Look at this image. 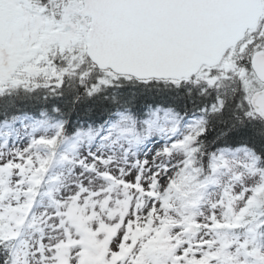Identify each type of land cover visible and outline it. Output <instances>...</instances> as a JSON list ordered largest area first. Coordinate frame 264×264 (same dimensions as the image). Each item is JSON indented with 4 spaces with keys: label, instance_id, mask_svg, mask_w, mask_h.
<instances>
[{
    "label": "snow or ice",
    "instance_id": "6c2138e0",
    "mask_svg": "<svg viewBox=\"0 0 264 264\" xmlns=\"http://www.w3.org/2000/svg\"><path fill=\"white\" fill-rule=\"evenodd\" d=\"M0 264H264V0H0Z\"/></svg>",
    "mask_w": 264,
    "mask_h": 264
}]
</instances>
